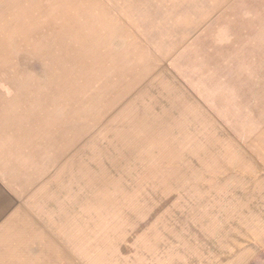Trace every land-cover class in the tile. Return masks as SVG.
<instances>
[{
  "label": "rangeland",
  "instance_id": "rangeland-1",
  "mask_svg": "<svg viewBox=\"0 0 264 264\" xmlns=\"http://www.w3.org/2000/svg\"><path fill=\"white\" fill-rule=\"evenodd\" d=\"M0 264H264V0H0Z\"/></svg>",
  "mask_w": 264,
  "mask_h": 264
}]
</instances>
